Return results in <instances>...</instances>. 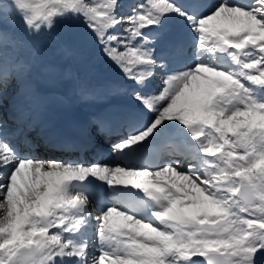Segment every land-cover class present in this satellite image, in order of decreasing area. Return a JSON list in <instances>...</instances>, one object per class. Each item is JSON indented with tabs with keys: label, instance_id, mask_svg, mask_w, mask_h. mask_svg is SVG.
<instances>
[{
	"label": "snow or ice",
	"instance_id": "6c2138e0",
	"mask_svg": "<svg viewBox=\"0 0 264 264\" xmlns=\"http://www.w3.org/2000/svg\"><path fill=\"white\" fill-rule=\"evenodd\" d=\"M81 46L127 101L87 129L111 159L0 119V264H264V0H0V99Z\"/></svg>",
	"mask_w": 264,
	"mask_h": 264
},
{
	"label": "bare ground",
	"instance_id": "6f19581e",
	"mask_svg": "<svg viewBox=\"0 0 264 264\" xmlns=\"http://www.w3.org/2000/svg\"><path fill=\"white\" fill-rule=\"evenodd\" d=\"M46 59L47 61H52V72L46 73V80H44L49 84V89L56 90L63 87V91L67 92L68 89L65 84L69 82V77L65 75L64 72H61L58 68H56V66L58 67V65L60 64V60L58 59L57 55L50 54L48 57H46ZM53 63H55L56 65H54ZM38 77L41 78V76Z\"/></svg>",
	"mask_w": 264,
	"mask_h": 264
},
{
	"label": "rangeland",
	"instance_id": "374dc122",
	"mask_svg": "<svg viewBox=\"0 0 264 264\" xmlns=\"http://www.w3.org/2000/svg\"><path fill=\"white\" fill-rule=\"evenodd\" d=\"M66 31V30H65Z\"/></svg>",
	"mask_w": 264,
	"mask_h": 264
}]
</instances>
